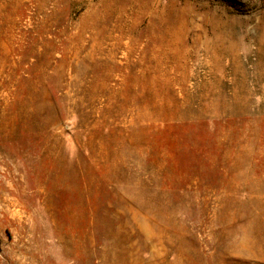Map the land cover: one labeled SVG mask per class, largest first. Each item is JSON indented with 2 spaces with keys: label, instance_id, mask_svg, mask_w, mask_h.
I'll return each mask as SVG.
<instances>
[{
  "label": "rangeland",
  "instance_id": "1",
  "mask_svg": "<svg viewBox=\"0 0 264 264\" xmlns=\"http://www.w3.org/2000/svg\"><path fill=\"white\" fill-rule=\"evenodd\" d=\"M0 264H264V0H0Z\"/></svg>",
  "mask_w": 264,
  "mask_h": 264
}]
</instances>
